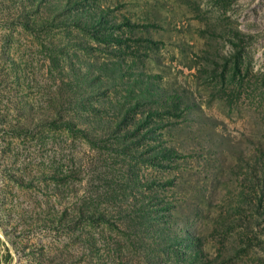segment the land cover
<instances>
[{
    "label": "rangeland",
    "instance_id": "374dc122",
    "mask_svg": "<svg viewBox=\"0 0 264 264\" xmlns=\"http://www.w3.org/2000/svg\"><path fill=\"white\" fill-rule=\"evenodd\" d=\"M0 264H264V0H0Z\"/></svg>",
    "mask_w": 264,
    "mask_h": 264
},
{
    "label": "trees",
    "instance_id": "16d2710c",
    "mask_svg": "<svg viewBox=\"0 0 264 264\" xmlns=\"http://www.w3.org/2000/svg\"><path fill=\"white\" fill-rule=\"evenodd\" d=\"M76 23V22H75Z\"/></svg>",
    "mask_w": 264,
    "mask_h": 264
}]
</instances>
